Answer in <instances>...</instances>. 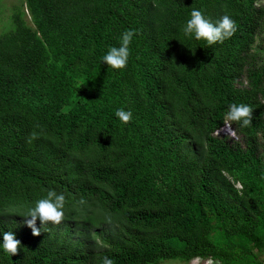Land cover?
<instances>
[{"label":"trees","instance_id":"obj_1","mask_svg":"<svg viewBox=\"0 0 264 264\" xmlns=\"http://www.w3.org/2000/svg\"><path fill=\"white\" fill-rule=\"evenodd\" d=\"M23 2L0 28V264H264V0ZM192 8L234 34L185 39ZM233 103L250 124L215 136ZM50 189L63 219L33 236Z\"/></svg>","mask_w":264,"mask_h":264},{"label":"clouds","instance_id":"obj_2","mask_svg":"<svg viewBox=\"0 0 264 264\" xmlns=\"http://www.w3.org/2000/svg\"><path fill=\"white\" fill-rule=\"evenodd\" d=\"M235 30V22L229 15H223L213 23L205 17L201 9L197 8H192L189 17L180 29L185 39L204 41L209 46L218 42L222 43L230 38ZM133 36V30L123 31L119 36V46L109 47L107 52L101 57L102 63L112 69H123L128 62L129 44ZM250 114L251 109L246 104H229L228 110L224 115V124L214 135H231L235 139V131L230 122H238L241 128L247 127L251 122ZM114 115L122 124H127L132 119V112L125 111L123 108H117ZM64 201L65 197L62 193L58 194L50 189L45 197L38 199L33 207H29L23 213L21 217L24 218L26 225L32 229L33 236L39 235L38 230L34 227L37 219L40 220L41 224L49 222L59 224L61 222L64 216ZM19 246L20 241L15 238L11 231H0V251L15 255ZM101 262L102 264H113V260L108 256H103Z\"/></svg>","mask_w":264,"mask_h":264},{"label":"rangeland","instance_id":"obj_3","mask_svg":"<svg viewBox=\"0 0 264 264\" xmlns=\"http://www.w3.org/2000/svg\"><path fill=\"white\" fill-rule=\"evenodd\" d=\"M23 0H0V28L6 26L9 29L12 27L11 19L9 18L12 13L19 9L22 5ZM7 29L6 32L9 30ZM229 137L234 138L229 135ZM174 264V263H171ZM194 264V263H192Z\"/></svg>","mask_w":264,"mask_h":264}]
</instances>
